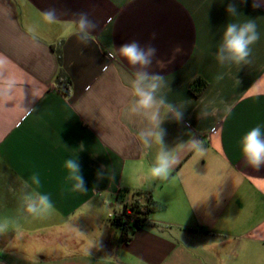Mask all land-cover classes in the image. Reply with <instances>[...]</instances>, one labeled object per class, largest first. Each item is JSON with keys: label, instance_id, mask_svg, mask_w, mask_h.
<instances>
[{"label": "crops", "instance_id": "1", "mask_svg": "<svg viewBox=\"0 0 264 264\" xmlns=\"http://www.w3.org/2000/svg\"><path fill=\"white\" fill-rule=\"evenodd\" d=\"M227 3L0 0V264H264V167L248 166L240 149L264 125V7L247 0L229 17ZM50 7L59 10L53 23L43 17ZM78 12L97 23L87 43L75 34ZM248 18L260 33L250 63L221 66L225 25ZM131 40L157 47L167 64L151 68L164 76L160 94L184 108L182 121L160 125L175 160L166 179L151 173L163 146L143 143L151 125L130 110L134 69L118 47ZM195 79L205 82L197 96ZM74 157L87 192L67 179ZM124 188L161 205L126 243L108 221L129 200ZM37 193L51 205L29 212ZM56 233L62 239H48Z\"/></svg>", "mask_w": 264, "mask_h": 264}, {"label": "clouds", "instance_id": "2", "mask_svg": "<svg viewBox=\"0 0 264 264\" xmlns=\"http://www.w3.org/2000/svg\"><path fill=\"white\" fill-rule=\"evenodd\" d=\"M247 0H228L226 12L229 17L239 16L241 14L240 6ZM264 7V0H252V8L258 9ZM76 19L72 22L75 26V34L78 38L87 43L88 36L97 28V23L90 18L87 12H78L73 14ZM43 17L49 23L55 22L59 17V10L56 7H50L43 12ZM152 40L156 39V33H152ZM260 39L255 19L248 18L242 23L229 22L223 29L220 42L214 53L215 59L221 66L245 65L250 63L252 46ZM177 46L175 52H179ZM118 52L127 63L134 69V78L131 80L133 96L135 97L131 112L144 116L150 123L151 127L139 132L140 138L146 146H150L152 139L155 138L163 146L164 129L160 127L165 118L180 122L183 120L184 108L177 106L167 100V97L161 95V89L165 86L164 76L151 71L155 62L161 69L167 67V64L159 59L157 47L151 43L141 44L137 40H131L121 44ZM217 81L223 79V74H218ZM163 110V115H162ZM192 146L200 152L204 149L200 142L190 139ZM240 149L244 162L259 170L264 167V125H256L248 130L240 140ZM83 150V145L80 146ZM175 160L171 153L165 150L164 146L156 157V162L151 168L154 177L166 179L169 170L174 165ZM68 171V180L73 181L74 191L87 192L85 181L82 175L81 167L76 157L69 158L64 163ZM98 173V177H100ZM32 183L37 187L40 185L38 173L31 177ZM51 205L50 197L47 194L37 193V198L31 200L27 209L29 212H37L40 205Z\"/></svg>", "mask_w": 264, "mask_h": 264}, {"label": "trees", "instance_id": "3", "mask_svg": "<svg viewBox=\"0 0 264 264\" xmlns=\"http://www.w3.org/2000/svg\"><path fill=\"white\" fill-rule=\"evenodd\" d=\"M62 76V75H60ZM67 81L62 78L58 84V90L65 94L67 90ZM205 86L201 79H195L189 85V91L197 96ZM120 192L129 196L126 204L109 217V224L119 230V240L128 242L131 234L149 222V215L161 210L159 205L152 197L150 191L141 189L124 188Z\"/></svg>", "mask_w": 264, "mask_h": 264}, {"label": "rangeland", "instance_id": "4", "mask_svg": "<svg viewBox=\"0 0 264 264\" xmlns=\"http://www.w3.org/2000/svg\"><path fill=\"white\" fill-rule=\"evenodd\" d=\"M34 229H36V231L38 232L39 235H43L44 236L45 229H43V228H41L39 226L37 228H34ZM48 239H62V238H61V235L59 233L58 234L56 233V234H53V236L49 237ZM38 251H40L39 248H37L36 252H38Z\"/></svg>", "mask_w": 264, "mask_h": 264}, {"label": "built area", "instance_id": "5", "mask_svg": "<svg viewBox=\"0 0 264 264\" xmlns=\"http://www.w3.org/2000/svg\"><path fill=\"white\" fill-rule=\"evenodd\" d=\"M213 132H215V131H213Z\"/></svg>", "mask_w": 264, "mask_h": 264}]
</instances>
